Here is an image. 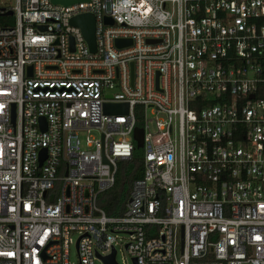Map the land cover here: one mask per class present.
<instances>
[{"label":"built area","instance_id":"1","mask_svg":"<svg viewBox=\"0 0 264 264\" xmlns=\"http://www.w3.org/2000/svg\"><path fill=\"white\" fill-rule=\"evenodd\" d=\"M51 1L0 0V264H264V0Z\"/></svg>","mask_w":264,"mask_h":264},{"label":"trees","instance_id":"2","mask_svg":"<svg viewBox=\"0 0 264 264\" xmlns=\"http://www.w3.org/2000/svg\"><path fill=\"white\" fill-rule=\"evenodd\" d=\"M139 157L140 152L135 151L131 162L119 163L114 185L99 196L97 204L106 215L119 216L122 214L131 183L142 175V169L138 163Z\"/></svg>","mask_w":264,"mask_h":264},{"label":"water","instance_id":"3","mask_svg":"<svg viewBox=\"0 0 264 264\" xmlns=\"http://www.w3.org/2000/svg\"><path fill=\"white\" fill-rule=\"evenodd\" d=\"M53 4H59L62 6H68L77 2V0H52ZM11 15V12L8 13ZM71 24L80 28L81 33L88 45L90 52L95 51V42H94V19L89 14H82L71 19ZM107 24H111V21L108 18H105ZM131 42L129 40H115L114 46L116 48H121L125 46H130ZM126 104H106L103 108L104 114H116L117 112H126ZM13 120V118H12ZM43 121V120H41ZM133 139L135 141L136 148L139 149L142 147V130L136 128L133 133ZM100 260L103 264H117L115 262V252L106 257H100ZM134 262V260H133Z\"/></svg>","mask_w":264,"mask_h":264},{"label":"rangeland","instance_id":"4","mask_svg":"<svg viewBox=\"0 0 264 264\" xmlns=\"http://www.w3.org/2000/svg\"><path fill=\"white\" fill-rule=\"evenodd\" d=\"M151 113L150 111H146V119H151ZM93 136H96L95 132L91 133ZM119 243H121V241H119ZM116 255H115V260L118 264H133L130 260V258L125 254L122 253V251L119 249L118 246H116ZM69 261L72 264H77V259H76V255H75V250L74 247L71 246L70 250H69ZM95 264H102L99 260H95Z\"/></svg>","mask_w":264,"mask_h":264}]
</instances>
